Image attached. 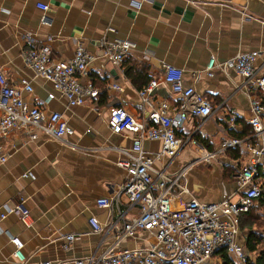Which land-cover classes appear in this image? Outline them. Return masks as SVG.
Listing matches in <instances>:
<instances>
[{
	"label": "crops",
	"instance_id": "obj_1",
	"mask_svg": "<svg viewBox=\"0 0 264 264\" xmlns=\"http://www.w3.org/2000/svg\"><path fill=\"white\" fill-rule=\"evenodd\" d=\"M136 2L138 7L132 5ZM38 4H46L47 10ZM103 38H128L135 42V49L121 66L114 67L98 55ZM77 42L96 56L81 81L91 80L98 95L70 106L50 81L25 66L21 52L46 45L52 58L70 60ZM251 50L259 52L256 62L264 70V0H0L2 79L9 84L21 78L29 80L32 91L22 93L24 101L47 113L59 112L73 129L66 140L76 146L73 149L43 134L30 140L20 130L0 138L7 154L0 163V264H17L9 236L22 244L24 264H73V260L110 245L114 231L100 241V235L90 231L88 218L108 220V209L97 207L95 201L110 198L111 188L122 184L125 172L116 162L125 157L115 149L128 148L133 135L109 130L108 107L120 106L139 116L137 90L146 78L159 77L162 62L178 68L183 82L193 84L213 109L201 125L196 116L186 121L177 136L191 135L210 151L223 139L235 137L231 133L243 134L250 116L247 95L255 96L257 88H247L241 76L219 67L212 69L211 76L202 72L195 83L191 74L204 70L211 57L222 62ZM49 94L53 96L46 101ZM155 95L168 101L170 112L175 109L176 100L167 86H160ZM231 113L240 117L228 125ZM143 148L158 151L160 142L145 140ZM237 148L188 168L184 180L189 192L205 202L229 195L235 200L232 163L247 159L241 149L239 157H234ZM184 149L168 166L169 174L198 156L195 148ZM165 160L156 161L155 166L161 167ZM26 172L32 176L24 177ZM20 198L28 210V225L3 209L12 208ZM111 207L117 226L122 222L121 212L125 218L137 214L135 207L127 208L124 197L118 208ZM67 234L74 238L64 250ZM151 241L152 235L141 231L121 246L143 247Z\"/></svg>",
	"mask_w": 264,
	"mask_h": 264
},
{
	"label": "built area",
	"instance_id": "obj_2",
	"mask_svg": "<svg viewBox=\"0 0 264 264\" xmlns=\"http://www.w3.org/2000/svg\"><path fill=\"white\" fill-rule=\"evenodd\" d=\"M132 5L138 7L139 3ZM38 6L42 10L48 8L46 4ZM99 48L100 58L119 67L135 49V42L128 38H103ZM21 56L25 66L35 75L51 82L67 105H82L98 95L91 80L81 81L87 74L88 64L96 57L82 43H76L70 60L52 58L46 45L38 49L25 48ZM258 56V51L251 50L238 52L222 62H214L211 57L204 70L191 74L193 83L198 81L202 72L211 76L212 69L219 67L241 76L247 88H259L264 92V70L256 62ZM160 70L159 77L149 79L137 90L139 116H134L120 106L108 107L109 130L114 133H131L133 137L128 148L115 149L125 157L116 162L125 172L122 184L117 189L111 188L110 198L100 197L95 201L97 207L108 209V220L100 222L90 216L88 224L92 233L100 235V241L113 231L114 234L112 242L104 250L75 259L73 264H212L219 260L217 254L221 250L235 264L248 263L249 253L238 241L239 216L253 205L264 189V103L253 95H247L250 111L247 122L251 134L243 138H225L218 147L208 151L191 135H176V131L192 117H198L201 125L213 114L208 98L193 84H185L181 71L173 65L162 62ZM162 85L168 87L169 93L176 100L175 109L171 112L168 101L155 95V91ZM31 91V83L26 78L9 84L0 74V138L6 137L13 130H20L30 140L43 134L75 149L76 146L66 140L73 134V129L59 112L47 113L43 108L24 101L22 93ZM52 96L49 94L46 101ZM239 117V114L231 113L226 123L232 125ZM145 140L159 141L160 150H144ZM187 147L198 150V156L169 174L168 166ZM237 147L246 154L247 159L242 162L234 160L232 163L236 199L231 200L232 195H229L217 202H205L193 196L185 185L186 170L196 162L209 163ZM6 158L7 154L0 145V163ZM165 158L161 167L155 166L156 161ZM23 176L32 175L26 172ZM122 197L125 198L127 208L135 207L137 214L125 218L121 212L122 222L117 226V220L111 214V206L118 208ZM3 207L5 212L15 213L28 225V210L23 205V198L12 208ZM141 231L151 234L153 241L143 247L121 246L124 240L136 237ZM73 238V234L64 236V250L70 247ZM9 239L14 246L13 258L17 264H24L22 244L15 237L9 236Z\"/></svg>",
	"mask_w": 264,
	"mask_h": 264
},
{
	"label": "trees",
	"instance_id": "obj_3",
	"mask_svg": "<svg viewBox=\"0 0 264 264\" xmlns=\"http://www.w3.org/2000/svg\"><path fill=\"white\" fill-rule=\"evenodd\" d=\"M127 76L133 80V76L127 71ZM149 81V78L145 79L140 88L144 86ZM255 97L259 98L264 103V92L263 90L257 88L254 92ZM232 136L237 138H243L251 134V127L248 124V127L245 129L244 133L241 135H235L231 133ZM236 149V148H235ZM238 158L240 154V148H237ZM234 153V152H233ZM235 154V153H234ZM239 235L243 239L244 249L252 254L248 258L247 264H264V189L261 190L259 196L254 201L253 205L244 213H241L239 216ZM240 237H238V241ZM217 256L220 259L219 264H235L230 257L224 252L219 251Z\"/></svg>",
	"mask_w": 264,
	"mask_h": 264
},
{
	"label": "rangeland",
	"instance_id": "obj_4",
	"mask_svg": "<svg viewBox=\"0 0 264 264\" xmlns=\"http://www.w3.org/2000/svg\"><path fill=\"white\" fill-rule=\"evenodd\" d=\"M184 150H185V149H184ZM184 150H183V151H184ZM183 151H182V152H183ZM239 237H240L239 243L243 246V239H242V236L239 235ZM249 256L251 257L252 254L249 253ZM211 261H213V260H211ZM219 262H220V259H219V261L212 262V264H219Z\"/></svg>",
	"mask_w": 264,
	"mask_h": 264
}]
</instances>
